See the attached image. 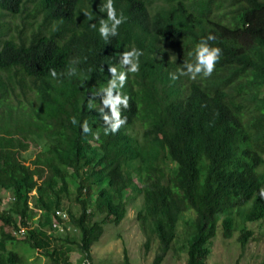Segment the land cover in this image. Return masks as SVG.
I'll list each match as a JSON object with an SVG mask.
<instances>
[{"label": "trees", "instance_id": "1", "mask_svg": "<svg viewBox=\"0 0 264 264\" xmlns=\"http://www.w3.org/2000/svg\"><path fill=\"white\" fill-rule=\"evenodd\" d=\"M110 9L121 24L106 29ZM209 35L221 49L212 74L180 75ZM132 49L141 55L121 63ZM125 88L134 124L119 136L104 117ZM71 185L77 215L65 204ZM261 190L264 0H0V195L11 197L6 210L0 197V264H25L20 245L52 264H74V252L90 260L102 226L139 198L145 247L158 242L153 264L182 221L185 264H207L218 226L227 239L241 228L245 249L244 226L264 221ZM57 212L77 235L51 234L53 220L67 230Z\"/></svg>", "mask_w": 264, "mask_h": 264}, {"label": "rangeland", "instance_id": "2", "mask_svg": "<svg viewBox=\"0 0 264 264\" xmlns=\"http://www.w3.org/2000/svg\"><path fill=\"white\" fill-rule=\"evenodd\" d=\"M156 98H151L154 102ZM69 195L65 200V204L72 206L73 213L77 215L78 208L75 207L74 198L76 196L75 188L69 187ZM0 197L3 199L1 209L6 210L10 204V194L2 192ZM140 198L133 204H127V213L125 218L117 226L106 223L102 226L103 232L100 239L93 244L90 251V261L92 264H125V259L128 264H153L155 257L159 254L157 240L152 236L148 247H145L147 234L143 231L136 220V212L141 206ZM38 210H34L32 217L29 220L31 226L36 227L38 224ZM193 217V213H184L185 219ZM96 219V218H95ZM99 217L97 218V220ZM1 226V224H0ZM67 230L51 232L52 235L76 234L72 226L66 221ZM252 231V235L247 240L244 250H241L238 242L240 229L234 231L231 238H223L220 227H217L216 236L210 246V256L207 259V264H264V221L247 224L244 226ZM7 232L13 234L10 228H6ZM25 232H15L21 240ZM187 230L183 221L177 225L176 238L169 250L163 256L159 264H185L186 262V245ZM8 248L10 247L7 244ZM19 254L25 256V264H52L48 259L42 257L37 251L32 250L29 246H15ZM86 258L79 252L71 254V261L76 264L80 259Z\"/></svg>", "mask_w": 264, "mask_h": 264}, {"label": "clouds", "instance_id": "3", "mask_svg": "<svg viewBox=\"0 0 264 264\" xmlns=\"http://www.w3.org/2000/svg\"><path fill=\"white\" fill-rule=\"evenodd\" d=\"M110 18L111 20L108 24H105L106 29L110 27V25L113 24V22L117 25L121 24L120 19H115L114 10L110 9ZM105 30L101 29V34H104ZM115 35V33H114ZM215 37L212 35H209L207 39H201L199 44L196 47V63L195 64H186V71H181L180 75H190L191 79H195L197 74L203 73L205 77H208L212 74V72L215 69V65L220 59L221 56V49L218 47H210L208 44V40H214ZM139 57L141 55L140 51L137 49H132L131 51L122 53V60L121 63L123 64H129L131 61L129 60V57L132 56ZM139 70V61L135 64H132L130 72H137ZM110 72L115 74L116 69L110 68ZM51 75L53 77L56 76L55 70H51ZM178 77L173 75L172 79H177ZM120 87L123 88L124 84L127 80V74L121 73L120 75ZM130 87V85L126 86ZM153 88L149 91V97L151 98H157L158 95L161 93V85L156 84L152 86ZM126 88L122 92H117V97L114 99H111L110 101V114L108 116L104 117V121L108 123L111 126V132L114 134H117L119 136H125L129 134L128 124L129 120L133 123L132 119L130 118L131 113V103H130V96L126 91ZM122 93H125L123 97H120ZM112 98V96H111ZM145 107L141 108L144 109ZM74 123V120H73ZM134 124V123H133ZM135 126L144 127V125L140 122H137ZM88 128H84V132H87ZM94 144V143H92ZM259 195L261 198H264V190H261ZM52 227V223H51ZM64 229V228H63ZM22 230V229H21ZM54 230V229H52ZM54 231H59L58 229H55ZM24 233V232H23Z\"/></svg>", "mask_w": 264, "mask_h": 264}, {"label": "built area", "instance_id": "4", "mask_svg": "<svg viewBox=\"0 0 264 264\" xmlns=\"http://www.w3.org/2000/svg\"><path fill=\"white\" fill-rule=\"evenodd\" d=\"M57 216H59L64 222L68 220L67 214L64 212H57ZM52 229H58L59 231L62 229L60 223L56 222L55 220L52 221ZM77 264H92L88 258H82L79 260Z\"/></svg>", "mask_w": 264, "mask_h": 264}]
</instances>
